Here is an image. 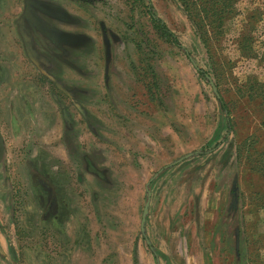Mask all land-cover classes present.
I'll use <instances>...</instances> for the list:
<instances>
[{"label": "rangeland", "instance_id": "rangeland-1", "mask_svg": "<svg viewBox=\"0 0 264 264\" xmlns=\"http://www.w3.org/2000/svg\"><path fill=\"white\" fill-rule=\"evenodd\" d=\"M185 2L0 0V264H264V0Z\"/></svg>", "mask_w": 264, "mask_h": 264}, {"label": "trees", "instance_id": "trees-1", "mask_svg": "<svg viewBox=\"0 0 264 264\" xmlns=\"http://www.w3.org/2000/svg\"><path fill=\"white\" fill-rule=\"evenodd\" d=\"M180 1L182 2L186 11L187 10L189 11L190 8H189L188 4L185 2V0H180ZM148 10H149V14L151 16L152 22L155 24V26L158 29V31L160 32V34L164 38H166L168 41L172 42V44L175 45L177 48L184 51L186 53L187 57L190 59V55H189L188 51L183 47V45L181 44L178 37L169 29L167 24L162 19H160L157 15H155L153 13V10L151 7H148ZM205 15L208 17L210 14L208 12H206ZM199 16H201V15H199ZM200 33H201L202 40L204 41L205 44H207L208 41L206 40V35L204 34V32L202 31L201 28H200ZM199 73L204 74V72L201 70L199 71ZM205 76H207V74H205ZM217 100H218L220 107L222 109V112L225 114L226 120H227V134L224 138V140L226 141L228 139V136L232 133L233 128H234L233 119L231 117V111L229 109V106H228L227 102L225 101L224 97H222V95L219 94L217 96ZM202 154H204V153L195 152V153H193V156H199ZM149 247L152 251H154L153 247L150 244H149ZM154 253H155V251H154Z\"/></svg>", "mask_w": 264, "mask_h": 264}, {"label": "water", "instance_id": "water-1", "mask_svg": "<svg viewBox=\"0 0 264 264\" xmlns=\"http://www.w3.org/2000/svg\"><path fill=\"white\" fill-rule=\"evenodd\" d=\"M190 61L194 64V66H196L195 63L193 62V60H192L191 58H190ZM206 79L210 82V84H211V86H212V88H213V90H214L216 96H218L219 93H218L217 87H216V85L214 84V82L212 81V79H211L208 75L206 76ZM189 156H193V153H192L191 155H187L185 158H187V157H189ZM182 160H183V159H179L176 163H179V162H181ZM148 195H149V198H150L151 193L148 192ZM149 205H150V202L148 201V203L146 204V207H145V209H144V216H143V221H142V233H143L144 235H145V222H146V215H147V213H148V211H149ZM148 243H149V242H148Z\"/></svg>", "mask_w": 264, "mask_h": 264}, {"label": "flooded vegetation", "instance_id": "flooded-vegetation-1", "mask_svg": "<svg viewBox=\"0 0 264 264\" xmlns=\"http://www.w3.org/2000/svg\"><path fill=\"white\" fill-rule=\"evenodd\" d=\"M45 30V29H44ZM46 31V30H45Z\"/></svg>", "mask_w": 264, "mask_h": 264}]
</instances>
